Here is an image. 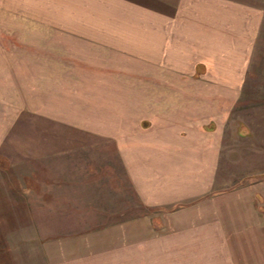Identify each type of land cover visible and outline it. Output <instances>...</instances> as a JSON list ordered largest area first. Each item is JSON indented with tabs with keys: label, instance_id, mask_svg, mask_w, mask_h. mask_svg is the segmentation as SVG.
I'll return each instance as SVG.
<instances>
[{
	"label": "rangeland",
	"instance_id": "1",
	"mask_svg": "<svg viewBox=\"0 0 264 264\" xmlns=\"http://www.w3.org/2000/svg\"><path fill=\"white\" fill-rule=\"evenodd\" d=\"M246 1L257 38L215 77L169 75L53 5L23 14L0 0V264H264L234 212L239 198L264 207V0ZM162 117L178 140L158 152ZM128 147L143 161L129 174ZM152 175L148 200L131 179ZM222 195L220 236L218 213L205 228L188 207Z\"/></svg>",
	"mask_w": 264,
	"mask_h": 264
},
{
	"label": "crops",
	"instance_id": "2",
	"mask_svg": "<svg viewBox=\"0 0 264 264\" xmlns=\"http://www.w3.org/2000/svg\"><path fill=\"white\" fill-rule=\"evenodd\" d=\"M11 2L5 5V10L10 9L23 14H28L32 7L38 10L53 5L49 7L54 11L58 10V14L61 12L65 16L73 15L77 19L72 25L75 30L80 31L79 34L89 36L96 44L113 46L114 49L123 53L133 51L137 53L140 61L152 62L151 66L161 68V71L165 70L172 76L177 75L176 72L181 67L186 68L190 73L194 71V74L204 71L206 76H211L209 71L215 69L213 70L215 77L221 76V69L226 64L238 66L247 58L261 27L260 9L258 10L256 3L246 0H50L48 2L11 0ZM237 75L240 76L241 72ZM169 120L162 117V124L156 126L153 143L147 145L149 149L154 148L159 152L175 147L178 137L175 131H168L170 130L167 128L170 127ZM139 138L140 136L127 137L122 138V141H139ZM125 151L127 153L126 172L129 174V163L140 166L143 161L141 157L129 160V147ZM2 156L0 154V157ZM146 158V156L143 157L144 161ZM154 166L162 173H166L159 162L157 166L156 164ZM152 178L151 182L139 177L131 179L134 186L140 189L143 197L148 200L160 198L155 186L152 185L155 181L154 175ZM160 178L161 176L158 179ZM224 198V195L216 198L207 197L188 209L190 208L189 210L195 213L196 217L198 213L200 214L201 220L205 221V228H208L210 218L214 217L211 213H218L215 217V227H212L218 231L221 227L219 223L225 219ZM168 200L171 203L173 199L168 197ZM239 201L240 198L235 204L234 212H238L241 217L248 215L239 220L253 222L252 226L250 223L248 226L250 245H253L250 253L263 256L264 207L247 205L246 199L240 203ZM159 203L167 205L168 202L163 200ZM172 214L173 212L170 211L169 215ZM243 227L247 228V225ZM217 235L223 234L218 231ZM258 259L257 256L249 257V260L255 262ZM260 259L263 260L264 256Z\"/></svg>",
	"mask_w": 264,
	"mask_h": 264
}]
</instances>
